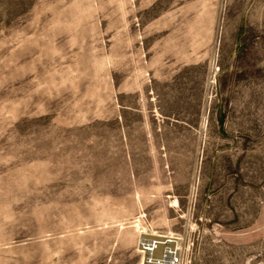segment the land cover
I'll return each instance as SVG.
<instances>
[{"label":"rangeland","instance_id":"374dc122","mask_svg":"<svg viewBox=\"0 0 264 264\" xmlns=\"http://www.w3.org/2000/svg\"><path fill=\"white\" fill-rule=\"evenodd\" d=\"M264 264V0H0V264Z\"/></svg>","mask_w":264,"mask_h":264},{"label":"built area","instance_id":"2783aa9c","mask_svg":"<svg viewBox=\"0 0 264 264\" xmlns=\"http://www.w3.org/2000/svg\"><path fill=\"white\" fill-rule=\"evenodd\" d=\"M188 245L174 232L142 229L137 241L140 264H189Z\"/></svg>","mask_w":264,"mask_h":264}]
</instances>
